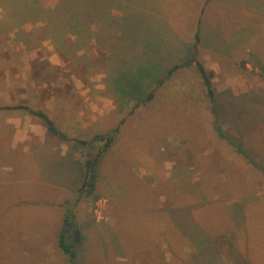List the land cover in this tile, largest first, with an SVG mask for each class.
I'll return each mask as SVG.
<instances>
[{
  "label": "rangeland",
  "instance_id": "374dc122",
  "mask_svg": "<svg viewBox=\"0 0 264 264\" xmlns=\"http://www.w3.org/2000/svg\"><path fill=\"white\" fill-rule=\"evenodd\" d=\"M56 1L0 0V76L2 78L9 70L11 74L16 73L21 66L23 72L18 77L27 79L26 75H31L30 79L34 78L36 83L38 79V83H42L45 78L48 83L62 86L64 79H75L79 85L81 79L85 80L82 82L85 113L94 120L87 128V140L94 136L91 133L94 127L109 134L119 126L115 141L98 170V190L104 195L93 199L92 195L79 194V200L75 197L67 200L70 204L76 202L79 221L81 217L98 220L108 227L107 236L102 235L109 238L107 247H102L99 238L93 235L95 242H90L87 262L82 264H264V12L249 9L247 5L241 7V12L229 8L237 14L233 17V27L238 32L243 30L240 24L247 32L248 29L255 31L246 43L252 52L241 49V56L233 64L228 55H223L222 68L218 65L216 70L208 68L215 72L213 100L197 67L192 65L180 69L159 90L154 101L137 107L136 100L115 92L112 78L116 76L115 82L124 87L134 85L133 79L139 80L131 71L147 56L144 33L136 37L135 47L124 37V28L130 26L128 20L136 15L141 16L142 24L147 8L145 0H97L95 12L88 8L95 0H83L81 9H75L74 5L66 7L62 14L65 20L58 23L65 24L71 14L80 13L85 22L91 24L89 29L93 35L83 39L69 35L58 24L46 22ZM201 1L203 4L204 0H167L163 11L157 7L158 16L164 12V19L168 18L183 33V49L189 52L195 41L191 36L188 38L187 31L193 30L195 7ZM220 6L223 5L210 0L202 18L207 19L209 14L216 17ZM223 7L225 14L226 5ZM185 14L189 17L184 21ZM189 57V53H185L179 63ZM241 57L250 58L249 66L239 60ZM7 60L17 62L13 69L6 67ZM140 87L143 89V85L132 86L129 92L135 94ZM195 87L196 96H190ZM148 90L145 89V93ZM43 93L44 96L57 95L56 89H45ZM59 93L62 100L65 92ZM70 94L71 99L76 89L74 93L72 88ZM112 99L115 111L100 117L106 109L114 107ZM19 105L32 108L35 104L23 101L3 106L8 110L5 115L13 118L11 110ZM32 109L45 112L58 127L56 112L52 114L40 106ZM26 111L47 126L39 114ZM90 117L82 118L85 125L92 122ZM102 124L103 127H97ZM80 135L78 140H83ZM2 140L0 137V143ZM59 140L71 142L61 137ZM103 145V141L95 142L94 149L84 146L82 152L95 154ZM23 158L20 150L0 149V166L3 167H0V213H4L0 214V223L15 227L9 239H3L0 234V264L13 259L10 264H22L17 252L7 254L2 244V239L21 243L23 237L18 234L26 230L17 229L18 223L34 225L28 232L38 234V230L41 233L51 230L46 220L48 216L58 222L55 204L60 192H45L49 186L43 182L37 188L40 196L37 201L42 206L15 205L6 210L7 206L2 205L19 200L21 195L16 188L22 192L28 186L26 182L16 181L18 176L23 177L19 175L21 168L16 170ZM125 159H130L132 165L137 164L133 165L134 176L123 173ZM111 166L115 178H106L107 168ZM25 167L31 169L28 162ZM5 178L7 181H3ZM42 194H48L50 201H54L47 206L49 210L42 204ZM121 196L130 200L127 208H135L136 212L129 211L131 221L115 227L121 215L112 213L115 203L110 200ZM64 206L65 215L70 217L74 208ZM150 222L152 227L148 226ZM159 223L165 228L159 229ZM78 228L76 222L73 229ZM81 242L82 235L77 243ZM118 253L127 254L131 259L119 261ZM84 256L79 250L76 264ZM26 264H31L30 260H26ZM38 264L44 262L40 260Z\"/></svg>",
  "mask_w": 264,
  "mask_h": 264
},
{
  "label": "crops",
  "instance_id": "0c3cea01",
  "mask_svg": "<svg viewBox=\"0 0 264 264\" xmlns=\"http://www.w3.org/2000/svg\"><path fill=\"white\" fill-rule=\"evenodd\" d=\"M166 1L167 0H145V6L147 8H145V26L143 30L144 54L147 55L145 59L148 61L146 62H159L158 59L162 62V60L166 58L164 61H166L168 65H172L170 64L172 61H180L179 58L183 57L185 53L188 54L189 49H183V33L179 32L175 25L167 20L168 18L166 19L165 17L164 19L165 13H160L158 16L159 13L157 12V7H160V12L163 11L162 8ZM214 1L223 6L226 5L227 12L225 11L224 14V7L220 6L221 8H219L216 12V17L215 15L209 14V17L204 20L205 22H203V24H201V31L202 29L206 31H202L201 33V39L199 41V57L207 68L216 70L217 65L222 68L221 60L223 59L221 58H224L223 55H228V57L231 59V64H233V62L237 61V59L241 56V49H245L247 52H252L251 48H249L246 43L249 39H252V36L250 35L255 31L248 29L247 32L244 25L240 24V27L243 30L242 33L238 32L237 29L233 27L235 24L233 17L237 14H233L231 11L236 10L241 12V7L249 6V9H255L263 13L264 3L261 0ZM179 4L183 5V3ZM184 4H186V2H184ZM200 4L201 3L199 2V4L195 7V21H193L192 24L193 30L192 33L188 34V38L191 36V39L194 41L195 31L197 29L199 20L198 10ZM148 7L151 9L150 13H148ZM229 8H232V10L229 11ZM188 17L189 15L185 14L184 21ZM136 37V35H134V37H129L130 45H134L135 47ZM164 53H167L168 55L160 59L159 56ZM239 60L243 61L242 63L247 64V66H249L251 61L250 58L249 61L248 58L245 57H241ZM16 64L17 62L13 64L7 60L5 65L6 67L13 69ZM20 69L21 66L17 68L16 73L11 74L9 70L6 71V73H3L2 78L0 76L2 80L0 83V137L3 139L0 143V149L11 148L22 151V154L28 160L23 158V161L17 165L16 170L21 168L19 169V175H22L23 177L18 176L16 181L18 180L19 182H26L28 186H26V190H23L22 192L16 188L17 192L21 195V197L18 195V198L20 197L19 200L17 199L18 201L13 200V202H6L2 205L5 204V206H7L6 210H8L10 207H14L15 205L32 207L42 206L41 203L37 201V199L40 198L39 193H37V188L40 182H43L45 185L49 186L48 188L44 189L45 192H52L53 194L54 192L59 191L61 193L67 189L68 190L67 193H58L59 195L57 196V204H55V207L58 210V222H55V219L54 221H51L49 216L46 219L52 226L51 230L46 233H43V231L41 233L38 230L37 234L34 231L28 232L29 229L35 228L34 225L24 222L18 223L19 227H17V229H25L26 232L18 234L19 236H22L23 239L20 241L21 243H19L17 240L15 244L14 241L3 240L4 238L9 239L12 236L11 234L13 233V229H15L14 225L1 222L0 234L3 236L2 244L6 246L5 251L7 254L13 251L17 252L18 257H21L22 259V264H26V260H30L31 264H38L40 260L42 263L44 262V264H70L67 256L60 249L58 243L62 229L67 225L65 218L69 216L68 214L65 215L66 206L64 205L66 204L67 206L74 208L73 213L69 217V219H71L69 222L73 224V228L76 227V222H78V229L80 230V235H82V242L78 245V249H80L81 245L83 246L81 252H83V254L86 256L80 260L82 264L83 262H87L86 252L88 251L90 242L94 241L92 239L93 235H95L94 237L99 238L102 247H107L106 242L109 241V238H103V236H107L106 228L108 227H105V225L99 223L98 220L93 221L91 219L88 220L81 217L82 219L80 218L81 220L79 221L77 216L78 212L76 211L77 209L74 207L76 202L70 204V202L67 201L69 197H75L76 201L79 200L80 185L85 179V160L88 157L87 151L85 154H83L82 151L84 148H82L80 143L76 140L78 139L79 134H83L82 137L80 135L81 139L87 140L88 138L85 136L89 132L87 128H89V124L92 125L94 123V120L88 116V113H85L86 102L83 100L82 95V82L85 80L82 81L81 79V83L79 85L75 82V79L73 81H66V79H64L62 86L59 85V83H48L45 78L42 83H38L39 79H35L37 81L36 83L34 78L30 79L31 75H26L27 79L18 77L20 72H23V69L21 71ZM37 69L39 70L38 67ZM40 70L43 71L42 69ZM47 70L48 69H46V71ZM72 88L74 93L76 89V94L70 99V90ZM45 89H56L57 95L44 96L45 94L43 92ZM58 91L65 92L62 100H60L62 95ZM23 101L37 105H34V107L31 105L32 108L37 109V107L40 106V108H46V111L51 112L52 114L56 112L59 117L58 121L56 122L58 124V129L64 133L66 135V139H69L71 142L59 140L60 137L63 139H65V137H63L61 134H52L47 126H44L39 123V121L35 120L33 116H31L30 112H27L25 108L11 110L14 112L13 118L5 115V112L8 110L3 109V106H9V104L18 105V103ZM111 101H113V99ZM112 105L114 106L113 108L106 109L99 116L101 117L113 113L116 109L114 101ZM71 108H73V110H71ZM99 116L98 118H100ZM89 117L92 122L85 125L82 121V118L88 119ZM98 118L96 117V122L98 121ZM103 126L104 125L102 124L97 127L101 128ZM101 132L103 131L96 129V127H94V129L91 131L93 135ZM26 154L31 155V157L26 156ZM105 157L106 154L103 156L97 167L95 193L98 197L104 195L103 192L98 190V170ZM27 162L29 165H31V169H26L25 165ZM132 163L133 162L130 159H125V161H123V164L125 165L123 173L130 177L134 176L136 173V168L133 167V165L136 166L137 164L132 165ZM1 168L3 169V167ZM107 170L108 174L105 177L115 178V171L113 170L112 166L110 169L107 168ZM3 181H7V179L5 178ZM11 181L13 182L14 178H12ZM126 196L129 197L130 193H128ZM126 196H121L119 198L113 197L114 199L111 198L110 200L112 203H115L114 211L111 207L112 213L121 215L116 219V222L114 223L115 227H117L121 222L131 221L132 215L129 214V211L134 213L136 212L135 208H127L130 200L127 199ZM92 197L93 199H96L94 198V195H92ZM41 198L45 209L49 210L47 206L54 204V201H50L48 194H42ZM0 214L4 215V213ZM148 226L152 227L153 224L151 223ZM158 227L159 229L165 228L163 223H159ZM117 244L119 243L117 242ZM15 247L16 249H13ZM128 259L131 258L127 257V254H119L117 256V260L119 261H127ZM134 260H136V258ZM10 262L3 264H10Z\"/></svg>",
  "mask_w": 264,
  "mask_h": 264
},
{
  "label": "trees",
  "instance_id": "16d2710c",
  "mask_svg": "<svg viewBox=\"0 0 264 264\" xmlns=\"http://www.w3.org/2000/svg\"><path fill=\"white\" fill-rule=\"evenodd\" d=\"M82 2L83 0H57L53 8H50L49 11L51 15H47L48 18H46V22L55 23L56 25L58 24L59 26L64 28V30H66L67 33H69V35L71 36L74 35L80 39H83L85 37L86 38L93 37L92 31L89 29L91 28V24H87L85 22L86 19L83 16H81L80 13L71 14L72 16H70L69 19L65 21L66 22L65 24L60 25L58 23V21L65 20L62 14H64V9L66 7L70 5L72 6L74 5L75 9H81L83 8ZM209 2L210 0H204L202 4V1H201L202 5L200 4L201 6H199V10H198L199 20H198L197 29L195 31V44L191 46L192 49L189 52V56L191 57H189L186 61H183L180 63L179 61H175V62L172 61L170 63L172 65H168L166 61H164L166 58H164L162 62L158 59L159 62H155V63L146 62L148 60L144 59L143 61L138 63V68L135 71H131V73L134 76H139V80L137 78L133 79L135 81H134V85L132 86L137 87L138 85H143V89L142 87H140L141 88L140 91H138L135 94H132L131 92H129L132 86L124 87L123 84L118 85L114 80V78L116 77L115 76L114 78H112L113 83L115 84V92L121 94L125 98L136 100L137 107L140 106L141 104L146 105L147 103H150L155 100L156 95L158 94L159 90L167 84L169 79H171L174 74H176L183 67L194 65L197 67L198 74H200L201 78L203 79V82L206 86L210 99L213 100L215 97V90L213 88V76L215 72L213 70L208 69L205 66V64L201 61V59L199 58V51H200L199 41L201 39V33L202 31H206L203 29L201 31V24L205 22L204 21L205 18H202V17H203V13L205 12L206 6ZM88 8L89 9L91 8L90 10L95 12L98 8L97 0H95V2L93 1ZM150 12H151V9L148 11V13ZM127 14H130L129 10H127ZM133 17L134 18H130L128 20L130 21L129 23L130 26L128 27L126 25L124 28L125 30L124 37L128 39L129 37H134V35L138 36V34L144 30V26H145L144 16H143L142 24H141V20H139V18H141L140 15H136ZM125 22H127V20ZM81 27H85L87 28V30L81 29ZM87 31H89L91 34L85 35ZM189 33H192V30L187 31V34ZM196 84L198 83L195 80V86H197ZM144 87H150V89L145 88L146 90L149 89L145 93ZM197 92L198 91L196 90V87L193 88L192 94L190 96L195 95ZM19 107L25 108L27 110L29 109L32 113L39 114V116H41L46 122L47 127L52 134H61L63 137L66 138V135L58 129L55 122L45 112L33 110L28 105L15 106V108H19ZM118 131H119V126L114 128L113 132H110L109 134H104V130H103V132L95 134L89 140H80V139L78 140L77 139L81 147L88 146L91 149L95 148L93 146L95 142H100V141L104 142V145L102 146V148L98 149V151L95 154H91L90 152L89 154H87L88 157L85 160V179L79 189L80 196L85 194L87 196L94 195V198L98 197L95 193L96 180H97V169H98L97 167L99 163L101 162V159L103 158V156L108 152L110 146L115 141L114 138L116 134L118 133ZM68 220H69V216L66 217V221ZM73 230H74L73 224H72V230H70V227L68 225L64 226V228L62 229L60 233L59 242H58L60 249L67 256L70 264H76V260L79 255V250L81 251V248L78 249L79 243H77L74 240Z\"/></svg>",
  "mask_w": 264,
  "mask_h": 264
},
{
  "label": "water",
  "instance_id": "95a60500",
  "mask_svg": "<svg viewBox=\"0 0 264 264\" xmlns=\"http://www.w3.org/2000/svg\"><path fill=\"white\" fill-rule=\"evenodd\" d=\"M67 225L70 227V230H72V223L71 222H67ZM73 236H74V240L76 242L80 241V230L79 229H74L73 230Z\"/></svg>",
  "mask_w": 264,
  "mask_h": 264
}]
</instances>
